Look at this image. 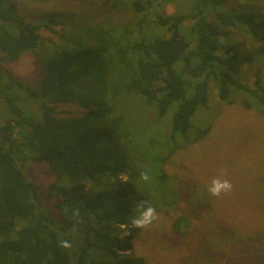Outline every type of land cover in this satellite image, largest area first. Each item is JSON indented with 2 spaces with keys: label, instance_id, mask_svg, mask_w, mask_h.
<instances>
[{
  "label": "trees",
  "instance_id": "obj_1",
  "mask_svg": "<svg viewBox=\"0 0 264 264\" xmlns=\"http://www.w3.org/2000/svg\"><path fill=\"white\" fill-rule=\"evenodd\" d=\"M123 3L110 0V7L132 14L121 25L100 27L95 42L78 45L60 34L47 49L37 87L0 62V100L6 106L0 116V264H146L134 254L133 241L143 231L129 223L139 211L135 204L168 205L159 189L173 176L164 165L188 134L199 139L212 127L187 133L191 117L208 105L209 84L227 99L230 84L243 86L235 75L254 61L255 54L223 46L220 35L230 38L232 30H242L264 51L260 11L239 10L225 0H195L191 15L152 11L153 0ZM62 15L44 10L34 20L16 0H0V61L34 50L45 41L42 30L55 31ZM256 81L264 91L262 69ZM253 96L264 106V95ZM129 100L143 102L154 120L139 127L123 109ZM59 103L78 104L83 112L62 115ZM243 105L253 107L249 100ZM259 113L264 118V107ZM29 159L44 161L56 176L48 197L57 218L24 173ZM142 171L149 181L141 179ZM189 223L182 214L172 226L184 236ZM123 226L129 236L122 235ZM61 240L71 247H60Z\"/></svg>",
  "mask_w": 264,
  "mask_h": 264
},
{
  "label": "rangeland",
  "instance_id": "obj_2",
  "mask_svg": "<svg viewBox=\"0 0 264 264\" xmlns=\"http://www.w3.org/2000/svg\"><path fill=\"white\" fill-rule=\"evenodd\" d=\"M16 1L26 16L34 20L44 10L63 12L55 31L42 30L45 41L41 38L34 50L23 53L17 60L0 61L5 70L31 87H37L47 49L58 42L60 34L78 45L95 42L94 34L100 27L121 25L132 14L130 9L113 10L110 0ZM118 3L124 6L123 0ZM225 3L264 14V0H225ZM195 6V0H153L152 11L191 15ZM241 31L232 30L230 38L220 35L221 42L223 46L236 45L241 55L255 54L254 61L245 63L235 75V81L243 86L230 84L227 99H220L218 88L209 84L208 105L197 109L187 133L196 134V127L212 123L210 131L199 139L188 134L184 147L164 165L173 180L167 179L164 190L159 191H163L170 205L162 208L169 211L154 207L158 219L133 241L134 254L142 255L146 264H264V118L259 113L264 106L253 99L254 92L264 95L256 81L257 72L262 69L264 83V51L256 49L247 33ZM119 32L123 33V29ZM140 35L134 33L137 38ZM244 100H249L253 107L246 108ZM5 108L0 100V116L6 113ZM123 109L139 127H146L155 117L153 111L137 100L127 101ZM56 110L69 116H80L83 112L80 105L73 103H59ZM136 164L143 166L144 162L137 160ZM23 168L37 185L49 214L57 218L53 199L48 197V188L57 179L49 165L29 159ZM216 176L229 179L233 185L230 192L220 197L207 192V185ZM182 214L190 219L184 236L178 235L172 226ZM123 227L122 235L129 236V227ZM123 250L126 249L120 248Z\"/></svg>",
  "mask_w": 264,
  "mask_h": 264
},
{
  "label": "clouds",
  "instance_id": "obj_3",
  "mask_svg": "<svg viewBox=\"0 0 264 264\" xmlns=\"http://www.w3.org/2000/svg\"><path fill=\"white\" fill-rule=\"evenodd\" d=\"M141 179L143 181H149L150 176L147 171H142ZM233 188L232 182L227 178H221V176L213 177L211 182L207 185V192L213 197H220L222 194L230 192ZM135 207L139 210L138 214H133L129 223L134 229H144L149 227L156 219L158 214L156 209L151 206L147 201H140L135 204ZM73 216H79V209L72 210ZM59 246L63 248H70L71 243L67 240H61Z\"/></svg>",
  "mask_w": 264,
  "mask_h": 264
}]
</instances>
